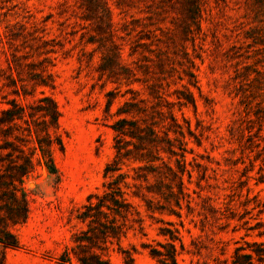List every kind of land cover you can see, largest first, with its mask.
<instances>
[{"label": "rangeland", "instance_id": "1", "mask_svg": "<svg viewBox=\"0 0 264 264\" xmlns=\"http://www.w3.org/2000/svg\"><path fill=\"white\" fill-rule=\"evenodd\" d=\"M28 64L53 86L33 87ZM42 93L59 110L63 151L53 152L57 174L37 164L16 190L0 187V230L19 244L0 243V264H79L77 255L90 253L109 264H156L147 245L168 240L159 229L173 227L184 244L175 241L178 264H229L245 233L237 220L244 202L264 201V0H0V116ZM126 101L159 110L162 130L175 117L176 155L161 153L173 171L161 168L135 187L124 166L133 215L117 218L118 238L81 243L88 225L76 214L103 191L115 153L110 125ZM209 204L235 220L212 218ZM23 208L26 218L13 223Z\"/></svg>", "mask_w": 264, "mask_h": 264}, {"label": "trees", "instance_id": "2", "mask_svg": "<svg viewBox=\"0 0 264 264\" xmlns=\"http://www.w3.org/2000/svg\"><path fill=\"white\" fill-rule=\"evenodd\" d=\"M88 3H93L95 0H85ZM30 68L28 80L33 87H52L50 74L47 76L41 75L32 69L33 64H28ZM43 72V70H42ZM10 82H14L11 78ZM25 94V93H24ZM19 95V94H18ZM111 96V93H108ZM141 102V101H139ZM138 101H126L116 112L117 119L110 125L114 132L113 149L114 156L104 168L103 177L105 182L102 185L103 191L101 194H90L86 203L77 211L76 218L81 222H86L88 230L84 232L85 237L79 239V242L91 243L94 238L101 237L103 239L118 238L122 231L123 224L118 223V217L126 219L133 215L131 209L133 205L128 200L125 188H129L130 183L127 181L129 175L122 173L124 166L130 167L135 176H132L133 185L136 182L148 183L150 174L157 172L159 169L165 168L172 172V167L164 161L162 152L170 155H176L172 148L171 132L182 134L171 127L179 128L178 123L173 115H170V128L161 129L162 113L159 110H154L148 113L146 109L140 106ZM112 105V100L109 99L107 111ZM136 119V116H140ZM149 116L151 122L147 123L145 117ZM157 116L159 121L154 120ZM59 117L60 113L55 101L42 93V96L37 98L33 103L26 106H21L16 101L10 103V107L1 110L0 116V134L3 143L0 145V166L3 174L0 175V187L9 188L12 186L15 190V182L22 184L24 178L29 176L35 166L40 164L44 166L49 173L57 174V168L53 158V152L57 149L63 151V142L59 134ZM162 133V135H161ZM166 144L167 147H163ZM181 156V161L176 160L177 166H182V161H185L184 155ZM2 178L6 181L1 182ZM264 183V180L260 181ZM140 185V184H139ZM183 182L179 181V189L182 188ZM146 186L147 192H154ZM136 198L141 197L146 205L147 210L151 209V202L146 200L144 195L132 193ZM158 194V193H157ZM13 200L17 199L14 192ZM249 203H252L249 205ZM179 206V202L176 203ZM244 213L237 219L242 223V229L245 233L240 236L239 240L235 241L233 252L227 260L229 264H264V201H245ZM190 211L191 207L188 205ZM158 210V209H156ZM212 218L226 223L230 220H235L236 215H227L218 205L209 204L206 208ZM21 215H17L11 219L13 223H21L26 218V208H23ZM255 212V214H252ZM139 214L138 210H135ZM171 214L181 219V214L171 211ZM250 215L248 220H244V216ZM21 218V219H20ZM253 220L251 223L249 220ZM208 221V215L204 214L201 223ZM169 223V222H168ZM182 226V221H180ZM170 224V223H169ZM140 230L143 227L140 225ZM204 229H202L203 231ZM233 231H239L237 226H234ZM89 232L91 234H89ZM159 235L168 239L165 242L158 241L155 247L147 245L149 254L154 258L156 264H178V250L175 241L179 242L182 250L184 244L179 237L178 229L160 228ZM258 237V238H252ZM251 238V239H247ZM0 243L5 247L17 248L18 241L5 229L0 230ZM192 245H195L192 242ZM83 246V245H80ZM79 264H109L107 260L102 259L95 253L77 255ZM133 264V258H129V263Z\"/></svg>", "mask_w": 264, "mask_h": 264}]
</instances>
